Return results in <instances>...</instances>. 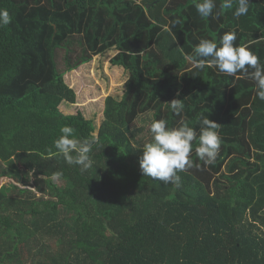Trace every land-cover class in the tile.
<instances>
[{
  "label": "trees",
  "instance_id": "1",
  "mask_svg": "<svg viewBox=\"0 0 264 264\" xmlns=\"http://www.w3.org/2000/svg\"><path fill=\"white\" fill-rule=\"evenodd\" d=\"M197 2L0 0L12 18L0 27V264H264V101L250 78L185 59L235 29L264 64V0L238 19L222 0L202 18ZM108 50L126 76L97 127L60 109L76 98L64 76ZM202 116L219 124L216 162L195 155L197 138L179 188L143 176L151 122L199 133ZM65 125L97 138L92 168L57 153Z\"/></svg>",
  "mask_w": 264,
  "mask_h": 264
},
{
  "label": "clouds",
  "instance_id": "2",
  "mask_svg": "<svg viewBox=\"0 0 264 264\" xmlns=\"http://www.w3.org/2000/svg\"><path fill=\"white\" fill-rule=\"evenodd\" d=\"M249 4L250 0H222L219 8L223 10L234 8L233 16L238 19L248 14ZM195 8L202 18L217 19L221 15V11L217 10L216 0H200L195 4ZM11 20L9 12L0 9V27L10 24ZM236 40L235 29L225 32L220 38L219 45L212 39H200L194 53L186 54L185 59L194 69L214 67L230 77L240 78L237 75L240 74L250 78L255 84L256 97L264 101V64H261L260 58L251 51L249 45L235 46ZM168 106L177 116L184 110L181 99H172ZM200 124L201 128L197 133L184 120L177 127H170L165 119L153 120L149 127L151 140L139 147L142 149L139 159L142 175L179 188L181 186L179 173L186 172L194 166L193 142L197 138L195 155L205 166L213 165L222 144V138L218 133L219 124L210 120L208 116H202ZM75 131L72 126H63L60 135L54 140V146L67 164L80 166L82 170L90 169L94 166L90 154L98 142L97 138L81 141L76 137Z\"/></svg>",
  "mask_w": 264,
  "mask_h": 264
},
{
  "label": "rangeland",
  "instance_id": "3",
  "mask_svg": "<svg viewBox=\"0 0 264 264\" xmlns=\"http://www.w3.org/2000/svg\"><path fill=\"white\" fill-rule=\"evenodd\" d=\"M114 53L115 50H108L107 53L94 56L89 63L65 74L66 83L75 91L76 98L74 106L66 104L60 107L63 112L79 110L99 127L103 118L104 98L107 95L119 97L126 76L119 66H112L109 63V58ZM7 180L9 179L0 178V184Z\"/></svg>",
  "mask_w": 264,
  "mask_h": 264
},
{
  "label": "crops",
  "instance_id": "4",
  "mask_svg": "<svg viewBox=\"0 0 264 264\" xmlns=\"http://www.w3.org/2000/svg\"><path fill=\"white\" fill-rule=\"evenodd\" d=\"M111 56H112V55H111ZM111 56H110V57H111Z\"/></svg>",
  "mask_w": 264,
  "mask_h": 264
}]
</instances>
